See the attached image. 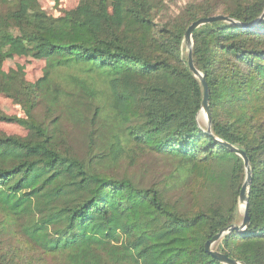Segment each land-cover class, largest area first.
<instances>
[{
  "label": "trees",
  "instance_id": "16d2710c",
  "mask_svg": "<svg viewBox=\"0 0 264 264\" xmlns=\"http://www.w3.org/2000/svg\"><path fill=\"white\" fill-rule=\"evenodd\" d=\"M1 1L0 93L24 116L0 111V120L27 134L0 133V264H30L18 249L53 264H224L204 245L242 219L245 168L219 139L248 157L249 224L213 250L264 264V0H225L220 13L193 1L166 23L154 21L151 0H78L58 16L38 0ZM215 15L235 22L192 32L208 134L183 35ZM23 55L45 62L36 81L2 69ZM38 105L49 122L35 117ZM68 124L79 149L66 141ZM135 152L166 156L175 173L147 186L118 174Z\"/></svg>",
  "mask_w": 264,
  "mask_h": 264
},
{
  "label": "rangeland",
  "instance_id": "374dc122",
  "mask_svg": "<svg viewBox=\"0 0 264 264\" xmlns=\"http://www.w3.org/2000/svg\"><path fill=\"white\" fill-rule=\"evenodd\" d=\"M41 6L46 10L48 14L53 16L62 15L65 11L74 8L78 0H38ZM197 1L199 3L211 2L215 8V12L220 13L224 7L228 6L225 0H151L153 4V11L151 12L154 17V21L157 23H166L176 20L181 15V10L189 2ZM2 1L0 0V8H4ZM43 60L31 58L27 55L14 57L7 59L2 66L4 71L8 69H20L24 72V77L28 81H36L42 76L44 70ZM0 111L6 115H16L23 117L24 113L21 110L20 105L16 104L11 98L0 93ZM35 117L39 120L49 122L50 117L44 114V108L42 105H38L35 109ZM199 121L202 124H206V117L204 112L201 113ZM64 130L68 131V137L66 141L74 146L76 149L81 147V143L78 137V133L72 128L70 124L64 126ZM0 133L8 135L25 136L27 131L14 123L5 122L0 120ZM139 152V151H138ZM131 153L130 157L125 156L116 165L115 171L118 174L127 173L129 175H136L140 178L142 184L147 186L151 183L163 185V181L170 176L175 170V163L172 160L166 158V156L154 154V153ZM132 158V159H131ZM175 173V172H174ZM241 210V205L239 206ZM14 241V240H13ZM217 243V242H216ZM216 243L213 245L215 247ZM25 259H29L30 264H53L54 260L50 257H42L37 253L31 254V252H24L23 249H18Z\"/></svg>",
  "mask_w": 264,
  "mask_h": 264
},
{
  "label": "water",
  "instance_id": "95a60500",
  "mask_svg": "<svg viewBox=\"0 0 264 264\" xmlns=\"http://www.w3.org/2000/svg\"><path fill=\"white\" fill-rule=\"evenodd\" d=\"M216 20H223L226 22H230V23H234V19L230 18L229 16H225V15H215V16H210V17H200L196 20H194L193 22L190 23V25L186 28V30L184 31V35H183V43L185 45V47L187 48V65L189 70L191 71V73L194 75V77H196L200 83H201V87H202V100H201V109L199 110L198 114H197V119H199V117L201 116V113L204 112L205 117H206V127H207V133L211 134L210 131V113L208 110V87L204 78L203 73H201L198 69H196V67L194 66L193 63V59H192V32L194 29H196L197 27L212 22V21H216ZM260 22V19L256 21V24ZM219 143H222L223 145H225L226 147H228L229 149H231L232 151H234L235 153H237L242 161H243V165L245 168V177L244 180L242 182V185L240 187V191H239V196H238V205H241V213H242V219L240 220V222L238 224H231L226 228L221 229L220 231H218L211 239H209L208 241L205 242L204 248L205 250L210 253L212 256L216 257L218 260H220L221 262H223L224 264H241L240 262L229 258L227 256H225L224 254L213 250V245L220 239L222 238L225 234H227L228 232L232 231V230H243L245 229L248 224H249V218H248V199H247V193H248V188L251 184V169L249 166V160L248 157L245 153V151H242L238 148H236L235 146L228 144L222 140H217Z\"/></svg>",
  "mask_w": 264,
  "mask_h": 264
}]
</instances>
